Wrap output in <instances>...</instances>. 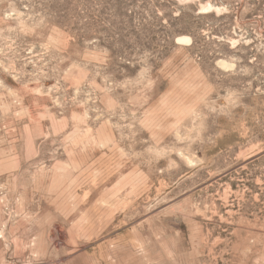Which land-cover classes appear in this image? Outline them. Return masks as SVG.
Returning <instances> with one entry per match:
<instances>
[{"label": "rangeland", "instance_id": "1", "mask_svg": "<svg viewBox=\"0 0 264 264\" xmlns=\"http://www.w3.org/2000/svg\"><path fill=\"white\" fill-rule=\"evenodd\" d=\"M0 264H264V0H0Z\"/></svg>", "mask_w": 264, "mask_h": 264}]
</instances>
